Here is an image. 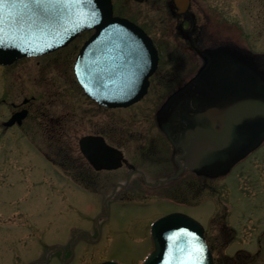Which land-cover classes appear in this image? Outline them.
Listing matches in <instances>:
<instances>
[{
	"label": "rangeland",
	"instance_id": "rangeland-1",
	"mask_svg": "<svg viewBox=\"0 0 264 264\" xmlns=\"http://www.w3.org/2000/svg\"><path fill=\"white\" fill-rule=\"evenodd\" d=\"M200 1L214 19L206 29L208 48L235 51L243 46L264 53V0ZM112 2L116 15L147 20L154 40L167 47L168 28L161 24L160 11L148 12L132 0ZM82 39L43 58L0 67V123L11 112L3 98L18 103L22 95L34 94L39 95L37 103L50 106V117L69 127L65 138L53 144L39 127L34 126L27 140L19 130L3 131L0 125V264H141L152 250L151 223L172 211L204 226L218 264H241L246 256L251 258L248 264H264V146L209 188L183 182L157 190L121 189L102 216V201L121 171L97 172L79 162L77 140L102 133L137 163L149 161L152 152L165 156L169 147L152 118L159 89H150L127 109L100 108L84 96L71 71ZM168 42L169 48L175 47ZM67 162L82 169L68 172L61 166ZM69 177L82 180L87 189ZM70 241L69 253L65 248Z\"/></svg>",
	"mask_w": 264,
	"mask_h": 264
},
{
	"label": "water",
	"instance_id": "water-1",
	"mask_svg": "<svg viewBox=\"0 0 264 264\" xmlns=\"http://www.w3.org/2000/svg\"><path fill=\"white\" fill-rule=\"evenodd\" d=\"M91 29L95 33L80 50L74 65L85 94L110 108L135 103L146 92L157 55L151 40L140 28L126 19L113 17L110 0H0V64L9 65L22 57L52 52L66 46L80 32ZM240 52L245 54L239 47L233 51L228 46L210 48L207 52L218 63L222 62L219 61L221 56L225 57L242 76L236 98L241 115L231 109V121L235 117L236 120L229 125L216 126L214 142L207 149L216 160L218 155L221 159L228 156L221 171L226 170L230 158L238 157L224 155L234 144L235 131L248 124L250 128L264 125V69L258 62L240 61ZM212 61L215 62L207 60L203 70L219 69L212 67ZM208 74H213L214 79L217 76L210 71ZM15 117L5 125H12ZM258 133L253 144L264 139V130ZM78 142L80 152L96 170L121 166V152L106 145L102 138L87 136ZM150 234L154 250L143 264H214L206 248L203 229L194 219L177 214L160 218L152 224Z\"/></svg>",
	"mask_w": 264,
	"mask_h": 264
},
{
	"label": "flooded vegetation",
	"instance_id": "flooded-vegetation-1",
	"mask_svg": "<svg viewBox=\"0 0 264 264\" xmlns=\"http://www.w3.org/2000/svg\"><path fill=\"white\" fill-rule=\"evenodd\" d=\"M140 5H143L148 12L160 11L162 14L161 24L168 28L166 32L168 37L164 38L167 40V47L165 48L154 40L148 25H146L147 20L141 23L133 21L151 37L157 50L158 65L149 78V87L143 99L147 97L150 89H159L160 97L156 96L159 100L152 118L156 128L159 129L168 144L169 153L163 156L152 152L147 155L150 158L149 161L145 163V160L141 158L142 161L137 163V161L128 160L124 151L117 145L109 143L106 135L102 133L93 134L97 137H103L110 146L121 150L123 153L122 166L116 170H110L121 171L119 178L114 180L111 186L116 189V193L124 188L130 189L129 191H135L139 188L153 190L171 188L181 185L180 183L183 182L189 183L191 187L197 186L200 182L202 186L209 188L210 182L214 181L212 179L215 171L221 169V165L223 167L227 164L228 156L221 159V156L218 155L216 160L215 155H209L207 149L214 142L215 127L220 124L229 125L236 120L235 117L231 121L233 115L229 114L230 110L233 109L235 114L241 115V106L236 105L238 82L242 81L241 71L237 70L235 65L226 60L225 57L221 56L219 61L222 62L218 63L217 60L207 54L210 48L207 47L209 43L206 41V29L210 24H213L214 19L209 12L210 10L201 5L200 0H144ZM90 34L91 32H86L81 35L83 39L77 49ZM168 41H171L175 47L169 48ZM77 49L76 51H78ZM248 56L249 58H247ZM40 57L43 58V55ZM238 58L245 64L247 59L255 64L258 60L264 69V57L261 58L258 55L252 57L247 53H241ZM207 60H214L212 67H219V69L213 70L211 68V70L206 71L204 69V71L202 67ZM209 71L217 74L215 79L212 77L213 74L209 76ZM38 98L39 95L34 94L22 95L18 103L3 98L1 103L11 112L7 118L1 121L0 125L3 131L14 128L19 130L21 136L26 137L27 140L31 138L29 132L34 130V126H36V128H40L42 134H45L46 141L50 142L52 139L53 144L58 143L61 138H65L66 128H69L68 123L56 121L50 117V106L48 108L45 106L47 104L43 102L37 103ZM215 113L217 116L212 115ZM14 114L23 117H17L18 119L11 126L5 125ZM228 115L230 116L228 117ZM260 129L264 130L262 123L255 128H250L248 124V126L236 130L233 135L236 138L233 141L234 144L224 151V155L228 154L232 158L238 156L235 159L237 160L239 156L244 155L243 152L252 151L257 145L253 143ZM253 131L257 132L253 134L251 133ZM32 134L36 135V133ZM263 146L264 144L261 147ZM43 154L47 157V163L50 164V154L47 151ZM79 154L82 161H78L88 164L84 156L80 152ZM70 160L71 162L74 161L68 158V162ZM235 160L230 158L228 164H232ZM68 162L61 164L68 172L82 169L81 166L83 165ZM54 166L56 167V165ZM89 167L92 169L90 165ZM178 171L181 172L177 177L169 179ZM69 178L71 183L81 188L86 186L83 185L82 180L75 177ZM70 243L71 241L65 248V250H69V253Z\"/></svg>",
	"mask_w": 264,
	"mask_h": 264
},
{
	"label": "trees",
	"instance_id": "trees-1",
	"mask_svg": "<svg viewBox=\"0 0 264 264\" xmlns=\"http://www.w3.org/2000/svg\"><path fill=\"white\" fill-rule=\"evenodd\" d=\"M249 262H251L250 257L246 256L244 260L241 259V264H248ZM236 264H240V263H236Z\"/></svg>",
	"mask_w": 264,
	"mask_h": 264
}]
</instances>
